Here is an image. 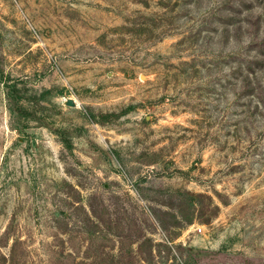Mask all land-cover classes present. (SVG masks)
I'll return each mask as SVG.
<instances>
[{"label":"rangeland","instance_id":"rangeland-1","mask_svg":"<svg viewBox=\"0 0 264 264\" xmlns=\"http://www.w3.org/2000/svg\"><path fill=\"white\" fill-rule=\"evenodd\" d=\"M1 73L0 264H264V0H0Z\"/></svg>","mask_w":264,"mask_h":264},{"label":"trees","instance_id":"trees-1","mask_svg":"<svg viewBox=\"0 0 264 264\" xmlns=\"http://www.w3.org/2000/svg\"><path fill=\"white\" fill-rule=\"evenodd\" d=\"M0 81L5 85L6 94L13 104V110L17 112L18 116L23 118L28 116L31 118H37V113L31 112V110L23 104V100L28 98V91H25L23 87L19 86L20 80L16 78L12 79L10 76L6 77L1 73ZM169 242L171 243L173 241L169 240ZM166 245L168 246L169 254H171L173 252V247L168 244ZM78 264L81 263L78 262Z\"/></svg>","mask_w":264,"mask_h":264},{"label":"water","instance_id":"water-1","mask_svg":"<svg viewBox=\"0 0 264 264\" xmlns=\"http://www.w3.org/2000/svg\"><path fill=\"white\" fill-rule=\"evenodd\" d=\"M66 102L68 105H71V106L76 105V101L73 98H68Z\"/></svg>","mask_w":264,"mask_h":264},{"label":"built area","instance_id":"built-area-1","mask_svg":"<svg viewBox=\"0 0 264 264\" xmlns=\"http://www.w3.org/2000/svg\"><path fill=\"white\" fill-rule=\"evenodd\" d=\"M198 229H199L200 231H202V227H199Z\"/></svg>","mask_w":264,"mask_h":264}]
</instances>
